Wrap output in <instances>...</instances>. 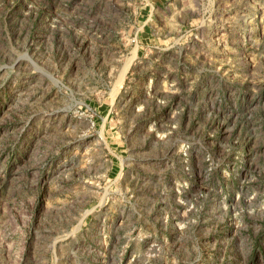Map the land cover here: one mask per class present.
Returning <instances> with one entry per match:
<instances>
[{"label":"rangeland","instance_id":"obj_1","mask_svg":"<svg viewBox=\"0 0 264 264\" xmlns=\"http://www.w3.org/2000/svg\"><path fill=\"white\" fill-rule=\"evenodd\" d=\"M0 264H264V0H0Z\"/></svg>","mask_w":264,"mask_h":264}]
</instances>
